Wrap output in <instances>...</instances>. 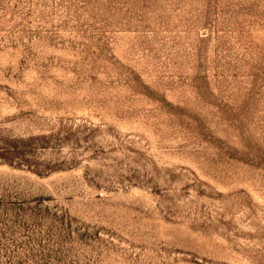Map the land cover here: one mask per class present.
<instances>
[{
    "label": "rangeland",
    "instance_id": "374dc122",
    "mask_svg": "<svg viewBox=\"0 0 264 264\" xmlns=\"http://www.w3.org/2000/svg\"><path fill=\"white\" fill-rule=\"evenodd\" d=\"M0 264H264V0H0Z\"/></svg>",
    "mask_w": 264,
    "mask_h": 264
}]
</instances>
